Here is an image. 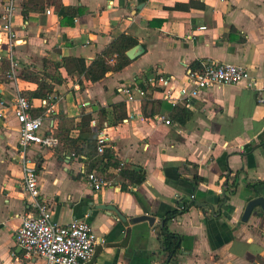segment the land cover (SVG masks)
Wrapping results in <instances>:
<instances>
[{"label": "crops", "instance_id": "0c3cea01", "mask_svg": "<svg viewBox=\"0 0 264 264\" xmlns=\"http://www.w3.org/2000/svg\"><path fill=\"white\" fill-rule=\"evenodd\" d=\"M15 1L17 79L0 83V264H47L27 258L15 239L23 217L35 212L19 164L20 124L13 107L18 95L28 97L38 90L37 83L20 78L26 70L50 85L52 76L64 80L53 84L47 104L40 99L31 103L32 115L44 111L33 115L43 118L42 134H53L60 144L34 145L30 155L42 197L53 203V221H85L104 242L89 264H164L158 227L167 213L191 201L207 205V213L192 207L170 224L172 232L184 237L176 264H264V211L256 208L258 215L243 222L248 203L264 197V105L259 103L264 96V0ZM6 2L0 0V13ZM2 26L0 20L1 55L7 57ZM122 35L137 40L142 53L100 82L87 80L78 67H89ZM214 60L245 67L252 83L213 86L173 106L166 91L149 82L163 74L173 77L178 89H188L193 66ZM4 63L6 58L0 71ZM127 86L145 90L146 98L127 103ZM147 97L162 103L154 106L155 115L153 105L144 115ZM123 104L127 118L116 122L115 106ZM175 107L190 112L189 120L174 122ZM58 115L75 121L70 133L74 143L55 135ZM89 119L98 125L90 122L91 133L80 139L77 125ZM101 132L107 136L106 149L113 150L124 168L146 171L145 183L130 192L117 180L101 191L88 185L96 159L81 150L88 152L87 139L97 141ZM196 174L203 179L197 188ZM146 215L155 218L153 226L131 223Z\"/></svg>", "mask_w": 264, "mask_h": 264}, {"label": "built area", "instance_id": "2783aa9c", "mask_svg": "<svg viewBox=\"0 0 264 264\" xmlns=\"http://www.w3.org/2000/svg\"><path fill=\"white\" fill-rule=\"evenodd\" d=\"M16 7L15 0H7L0 13L2 28L7 35L9 48L7 57H3L1 51L4 43L0 41V62L5 58L8 60L9 70L6 72V77L11 81L17 79L19 68L14 57V48L18 46V38L13 29ZM200 30L203 31L206 28L202 27ZM188 76L190 79V88L188 89H178L174 84V78L163 74L151 77L149 82L154 88L166 91L165 97L173 106H177L181 101L185 102L196 98L201 91L213 86L252 83L250 72L245 67L215 60L205 62L195 70L191 69ZM123 93L126 95L127 103H133L139 98H146V91L136 86L123 88ZM47 103L48 101L45 100L44 104ZM259 103L264 105V96H261ZM13 107L20 124L19 164L29 203L35 211L33 214L23 217L22 224L16 233V243L29 259L41 258L47 264H89L95 256L97 247L104 242L85 221L74 220L67 225L53 221V203L42 197L35 160L30 155V149L34 145L54 148L60 144V141L53 134H42L43 118L32 115V105L26 96L18 95ZM3 109L4 104L0 103V118L3 117ZM159 119L168 126L172 124L171 120L165 117ZM91 125L96 127L97 121L93 120ZM97 142L98 153L103 154L107 148L105 132L98 135ZM87 183L95 191L113 187L112 181L101 179L95 172L87 174Z\"/></svg>", "mask_w": 264, "mask_h": 264}, {"label": "trees", "instance_id": "16d2710c", "mask_svg": "<svg viewBox=\"0 0 264 264\" xmlns=\"http://www.w3.org/2000/svg\"><path fill=\"white\" fill-rule=\"evenodd\" d=\"M29 9H33L32 4L29 5ZM66 10V9H65ZM138 45V41L128 35H122L116 40H114L104 51H102L96 59L91 63L89 67L85 65L81 68L78 67V70L81 74H84L87 80L92 83L100 82L106 75L110 72H120L128 65L131 64V60L127 56V52ZM85 64V62H84ZM55 69H59V66L53 64ZM193 70L197 69V65L195 64L192 68ZM9 70V64L4 63L2 70L0 71V83L7 80L5 73ZM59 76V75H58ZM52 76L53 84L59 85L64 82V80L59 76ZM20 78L23 80L37 83L38 90L34 93H28V99L32 103L35 99H40L41 101L49 100V95L54 91V85L48 84L44 80L40 79L35 73H32L29 70L24 71ZM25 96V95H24ZM150 105H153L151 110V115H155L154 106L162 107V103L159 101H152L151 97H147L146 101L143 104V112L144 115H148L147 109ZM120 109L121 114H119L118 110ZM32 111V110H31ZM125 111V105L115 106V121L120 122L123 119L127 118V113ZM44 111L40 110L37 113H33L34 116H38L42 114ZM105 114V113H103ZM191 113L186 111L185 109H179L175 107L172 112L171 119L174 122L185 123L189 120ZM58 120V129L56 130L55 135L58 138H61L66 143H74L75 141L70 139V133L73 129H75V121L72 119H68L62 115H58L56 117ZM90 122L82 120L77 127L80 130L81 136H88L91 133L90 130ZM82 153H85L88 158H95L94 165L90 167L89 171L92 173L94 169H97V174L101 179L107 181L117 180L122 189L130 192V188L134 186H140L147 180V173L142 168H124L122 166L123 163H120L117 159H115V154L113 150L106 149L103 154H100L99 157L97 141L93 139H87V151L81 150ZM79 150L76 153L79 154L81 152ZM230 176L228 177V180ZM203 181L197 174L195 176L194 184L196 188ZM234 182L238 185V180L235 178ZM260 183L253 184L251 187L253 190L257 189V186ZM221 203L224 204V199L221 200ZM207 206V205H206ZM206 206L199 205L196 201H191L187 203L184 208L177 209L175 211H171L167 213L158 227V236L159 242L161 245V250L159 255H161V261L164 264H176L178 262L179 255L182 252V244L184 241V237L180 234L174 233L170 229V224L173 220H177V218L183 216L187 213L190 208L198 207L206 214Z\"/></svg>", "mask_w": 264, "mask_h": 264}, {"label": "water", "instance_id": "95a60500", "mask_svg": "<svg viewBox=\"0 0 264 264\" xmlns=\"http://www.w3.org/2000/svg\"><path fill=\"white\" fill-rule=\"evenodd\" d=\"M141 53H142V47L140 45H137L127 52V56L130 60H135ZM222 198L226 203L227 198L225 192L223 193ZM258 207H260L264 211V197L255 198L248 203L243 215V222H247L252 215L257 216L258 212H256L255 209ZM144 222H148L150 226H153L155 223V218L146 215L131 220V223L133 224L144 223Z\"/></svg>", "mask_w": 264, "mask_h": 264}]
</instances>
